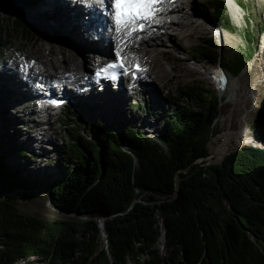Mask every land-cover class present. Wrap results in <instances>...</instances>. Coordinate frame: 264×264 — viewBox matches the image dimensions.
Instances as JSON below:
<instances>
[{
    "label": "trees",
    "instance_id": "obj_1",
    "mask_svg": "<svg viewBox=\"0 0 264 264\" xmlns=\"http://www.w3.org/2000/svg\"><path fill=\"white\" fill-rule=\"evenodd\" d=\"M20 4L37 3L0 0V10L9 14ZM208 11L211 23L235 31L223 2H210ZM260 30L263 33L264 22ZM248 38L257 43L252 31ZM208 46L197 49L196 55L218 59ZM244 55L226 66L234 77L247 69ZM185 99L196 100L203 112L181 106ZM175 102V110L163 113L164 128L157 140L131 122L110 123L93 112L83 126L91 138L74 129L68 150L60 153L73 166L47 189L48 198L57 212L107 218L99 222L107 243L100 251L98 222L43 221L16 211L18 197L30 201L36 194L35 180L22 176L12 162L25 157V150L14 146V135L8 133L11 122L0 120V264L34 259L47 264H264V148L252 146L253 135L264 141V101L246 143L220 158L219 165L199 162L210 155L218 95L188 86ZM148 108L154 110L152 104ZM214 149L212 144V155ZM162 236L169 254L165 261L158 248Z\"/></svg>",
    "mask_w": 264,
    "mask_h": 264
},
{
    "label": "rangeland",
    "instance_id": "obj_2",
    "mask_svg": "<svg viewBox=\"0 0 264 264\" xmlns=\"http://www.w3.org/2000/svg\"><path fill=\"white\" fill-rule=\"evenodd\" d=\"M213 1L215 0L190 1L191 6H193L196 12L199 13L200 17L202 15L207 20H198L199 23L204 24L205 27L209 29L207 35H204L202 38L198 35L192 39H190V37L184 38L181 43L183 50L175 49L171 56L168 54L165 56L163 54H159L152 59V53L148 54L146 52V56L144 55L145 57L141 58V60L144 65L146 64L152 70V75L156 80L155 83L150 85L144 84L141 92L138 93L137 96L134 98L130 97L129 100H124V104L127 105V108L125 109L126 112L122 113L121 109L123 107L120 101L117 102V106L113 112V114L115 113L114 116H117L115 118L117 122H119V120L131 122L132 124H135L138 131L144 133L145 136L157 140L158 134L162 131V128H164L165 118L163 113L166 110L176 109L177 103L175 100L178 97L181 88L188 86L203 87V89L215 91L214 86L210 82L209 73L213 72L214 68L219 67L220 65H224L225 67H228L229 65L231 66V64L236 62V59L245 54V61H248L247 69L240 73L237 78H234L231 72V82H235L234 91L231 93L230 89H228L223 97V100L220 99L219 115L217 121L215 122V126L212 129L215 131V135L210 138L208 143L210 155L205 160H199L200 163L207 162V165L221 164L224 159L219 161L220 158L225 157L227 153L237 150L247 140H244V138L238 140L232 135H227L226 132L230 131V125L224 127L223 120L227 119V117L229 118V116L232 115L236 109L240 107H247L252 111V115L249 118L251 125L255 116L258 115L262 102L264 101V31L263 33H259L261 31V22H264V0H235L239 6V14L241 16L240 20H237L234 17L235 14L232 12L231 7L227 6L228 13L231 17L235 30L233 33L226 31L224 27L219 28L217 25L210 22L209 19L212 13L208 10L209 3ZM36 2L37 4H32L30 6L20 4L9 14L0 10V19L2 20L0 25L4 29V34L0 36V67L2 66V63L5 66H7L8 63H14L12 61V55L17 53V55L25 57L27 65L31 63L32 59L40 60V66L42 68V60L49 57L48 50L44 48V40L46 39L53 44L52 49L55 56H59L60 44L66 51H70L71 47L75 46L72 45L67 38H63L61 36V38L58 39L54 36L52 28L48 27L47 35L45 32L41 33V30L43 29L26 18V16H28L35 19L37 22H43L39 18L31 16L32 14L29 15L25 12L28 9L43 6L47 0H36ZM179 20L183 21L182 19ZM34 26L35 28H38L39 31L34 29ZM29 29L34 30H32L33 32L31 30L28 32ZM177 29L180 32V28ZM177 29L173 31L176 34L178 33L176 32ZM190 29L191 28H185L184 31L186 30V32H188ZM215 29L225 33V37L226 35H230L236 43L226 41L224 36H219ZM249 31H252L255 35V40L257 41L255 45H253L248 38ZM164 40L166 41L165 45H172V42L167 35ZM210 42H213L215 47H209L208 44H210ZM45 46L47 47L48 45L45 44ZM203 46H208L210 50L216 51L218 59H214L215 56L213 54H211L210 59L196 55L197 49ZM130 52V55L133 57L139 58L141 56L138 52L136 53L133 50L129 51V53ZM82 56L79 54V62L81 63H83V59L85 58H82ZM183 64L184 66L186 64L187 68L198 67L201 71H203V76L196 74L190 75L189 73L186 74V70L182 68ZM158 67H161V69L167 73L168 76L165 77V79L161 80V78L156 76L155 71ZM206 72H208V79H206L205 76ZM0 93L2 95L0 96L1 102L5 104L7 102L5 99L10 95H5L7 94L6 90H2ZM98 97L99 96L95 97L94 100L97 101ZM72 101L73 104L70 107L71 110L67 112L68 114H65V110H63L61 112H56L54 116L51 117L53 122L51 126L44 124L41 121L46 120L43 118L44 115H41L43 116L42 119L39 117L40 121L33 127H38V129L41 130L42 125L44 124L43 126L47 129V131H49L47 133V131L42 129L43 135L44 133H47V137L44 138L47 148L44 149H42L39 144H36L35 149H33L30 146V142H26L25 139L28 137L27 135H29V129L26 131L24 129V125L25 127L30 128L29 126H31V121H28L26 118L27 116L20 113L22 106H20V108L18 105L9 107L7 113L10 116L8 117H4L3 114L0 115V120L5 118L11 122L9 123L8 133L14 135V146L17 149L25 150V157H18L17 159L14 157L12 162L16 164V167L22 169V176L30 178V180H36L34 185L36 194L33 195L30 201L18 197L16 211L19 214L40 218L43 221H59L65 218H71V220H92L94 222H98V226L107 218L91 219L57 212L48 198L49 194L47 189L52 184L62 181L68 174L69 168L73 166L71 163L72 161L66 159L64 156H61L60 153L68 150L70 139L74 134V129H79L80 133L83 132L91 138L90 133L84 129L83 125L88 122V118L93 115V112L102 120H110L108 117L104 116L105 114L103 115V109L101 108V106H103L102 104L88 101L84 103L85 105H83L75 100ZM34 103L37 104V99H35ZM149 104L154 106V110H149ZM181 104V106L191 108L193 111L203 112L204 110L203 106L199 105L200 103H197L196 100L193 99H185ZM71 111H73V113H71ZM69 116H73L72 119ZM238 116H240V113L236 114L235 120H238ZM24 119L27 121L26 124H22L24 123ZM109 122L112 123L111 121ZM1 129L2 126L0 124V131ZM33 135L35 136V133ZM40 142H43L42 139ZM212 144L213 146L215 144L213 155ZM45 150L48 152H45ZM99 233L100 235H97L96 239L98 251L106 248L107 246L103 230L101 229ZM165 241L166 239L162 236L158 247L163 261H165L169 255L166 252ZM18 264L47 263L41 261V259H34L30 261H21ZM118 264L132 263L123 261Z\"/></svg>",
    "mask_w": 264,
    "mask_h": 264
},
{
    "label": "bare ground",
    "instance_id": "obj_3",
    "mask_svg": "<svg viewBox=\"0 0 264 264\" xmlns=\"http://www.w3.org/2000/svg\"><path fill=\"white\" fill-rule=\"evenodd\" d=\"M190 1L191 0H177L173 2L168 8L170 13L165 18H163V20L160 19V21L163 23V27L158 28L157 31L153 32L149 38H137L136 41L133 40L134 37H130V39L125 35L122 36L121 41H116L115 37L119 34L114 32L115 26L112 19L106 20V35L108 37H106V39L103 38V40H98L99 38H97V36L100 35V33L98 35L93 34L92 36V34H90L93 32L91 23L88 26L84 23V21H87L84 14L88 12V9L84 5H78V3H74V0H47V2L43 4V6L28 9L25 12H27L29 15L32 14L31 16L39 18L41 21H43L42 23L37 22L35 21V19L26 16L29 21L35 23L43 29L41 30V33L45 32L47 35L48 27L52 28L54 36L59 38H61V36L63 38H67L68 41L75 46H72L70 51H66L60 44L59 56H55L52 49L53 44H51L48 39L44 40V48L48 50L49 57L42 60V68L40 66V60L38 59H32L31 63L27 65V60L25 59V57L19 56L17 55V53L12 55V61L14 63L7 64L5 68V70L7 71L6 75L3 76L0 71V76L3 77V80L1 81L2 84H0V91L2 92V90H6L7 94L5 95L10 94V96L5 99L7 101L5 104L0 101L1 114H4V117H8L10 116L7 113L9 107L17 105L19 107L22 106L20 113L27 116L26 118L28 121H31V126H29L30 128H27L24 125V129L26 131H28L29 129V135H27L28 137L25 139L26 142H30V146L33 149H35L36 144H39L42 149L47 148L44 138L47 137V133L49 131H47V129L43 125L48 124L49 126H51L53 122L51 117H44L46 118V120H41L44 123L41 130H39L38 127L33 128L40 121L39 117H41L42 119L41 115L43 112L40 110L41 108L39 107V105L34 103L37 95V90L32 80H36L39 78L40 80L38 79L37 82H44L45 79L55 77L64 78L65 75L69 74L75 75V77L77 78V82L75 83V86L73 88L68 89L67 96L78 103H82L83 105H85L84 103L88 101H93L94 103L97 102V104L100 103L103 105L101 106V108L103 109V115L105 114L104 116L111 119V121L115 120L117 116H114L115 113L113 114V112L115 111L117 102L120 101L122 104V113L126 112L125 109L127 108V105L124 104V100H129L130 97L134 98L131 92H120L113 88L110 90V92L108 91L106 94H104L105 92L100 90L97 85L89 88V86L83 84L82 81H84L86 76H89L88 73L96 67L114 61L113 58H115V56L117 55V49H119L120 52H123L126 55L127 51L133 50L136 53L138 52L141 55L139 58L131 57L130 55L129 59L134 62L143 63L141 58L145 57L147 53H152V59L159 54H163L164 56L168 54L171 56V54L174 53L175 49L183 50V47H181V43L184 38L190 37V39H192L193 37H196V35L202 38L204 35H207L209 29L206 28L204 24L198 22L199 19H202L203 21L207 20L202 15L200 17L199 13H197L193 6H191ZM228 1H230L228 2V4L231 7L232 12H234L235 14L234 17L237 20H240L241 16L239 14V6L237 2L235 0ZM106 3L108 4L107 0ZM179 19H182L183 21ZM177 28H180V32ZM185 28L191 29L186 32L187 29L184 31ZM175 29H177V34L173 32L175 31ZM215 30L219 36L223 35L226 41L236 43L234 39L230 37V35H226L225 37V33L217 29ZM166 35L172 42L171 46L165 45L166 41L164 39ZM92 37H95V39L92 40ZM45 44H47L48 46L46 47ZM79 54L81 56L83 55L82 58L85 57L83 59V63L79 62ZM129 54H131V52ZM144 66L149 68L148 78L151 79L150 81L144 80V83H146V85L154 84L156 80L152 75V70L146 64ZM182 68L186 70V74L189 73L190 75L196 74L203 76V71H201V69H199L198 67L187 68L186 64L185 66L183 64ZM155 74L158 78H161V80L165 79V77L168 76L167 73L163 69H161V67H158L156 69ZM207 74L208 72H206L205 74L206 79H208ZM211 74L212 72L209 73L210 76ZM234 87L235 82H231L230 80L228 89H230L231 93H233ZM141 90L142 88L136 92L135 96H137L138 93L141 92ZM0 96H2L1 93ZM97 96H99L98 100L95 101L94 99ZM237 113H240V116H238V120H235ZM251 115L252 111L247 107H240L236 109L235 112L229 116V118L227 117V119L223 120L224 127L230 125V131H227L226 134L230 136L232 135L238 140L243 138L244 140L247 139L249 136V130H251L249 122V118ZM26 123L27 121H25L24 119V123L22 124ZM42 129L47 131V133H44L43 135ZM34 133L35 136L33 135ZM253 138L257 145L258 142L254 135ZM41 139L43 142H40ZM45 152L48 151L45 150ZM228 155H226L225 158Z\"/></svg>",
    "mask_w": 264,
    "mask_h": 264
},
{
    "label": "snow or ice",
    "instance_id": "obj_4",
    "mask_svg": "<svg viewBox=\"0 0 264 264\" xmlns=\"http://www.w3.org/2000/svg\"><path fill=\"white\" fill-rule=\"evenodd\" d=\"M160 0H115V19L116 23L120 26L127 27L132 25L129 31L136 30L138 21H147L154 18L157 8V3ZM140 30H143L144 24H139ZM119 65H110V68H116Z\"/></svg>",
    "mask_w": 264,
    "mask_h": 264
},
{
    "label": "water",
    "instance_id": "obj_5",
    "mask_svg": "<svg viewBox=\"0 0 264 264\" xmlns=\"http://www.w3.org/2000/svg\"><path fill=\"white\" fill-rule=\"evenodd\" d=\"M258 144L257 145H252V146H257L258 148H264V141L258 140V138H256ZM241 149V148H240ZM239 149V150H240ZM238 151V150H237ZM236 152V151H235ZM231 155V154H230ZM229 155V156H230ZM227 158V157H226ZM225 159V158H224ZM51 202V201H50Z\"/></svg>",
    "mask_w": 264,
    "mask_h": 264
}]
</instances>
